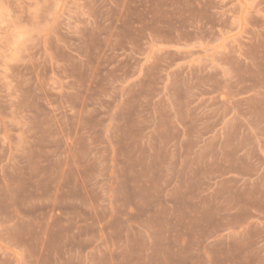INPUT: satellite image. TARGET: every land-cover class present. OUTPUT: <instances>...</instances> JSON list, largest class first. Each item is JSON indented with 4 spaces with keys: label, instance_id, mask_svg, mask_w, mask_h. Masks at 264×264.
<instances>
[{
    "label": "rangeland",
    "instance_id": "obj_1",
    "mask_svg": "<svg viewBox=\"0 0 264 264\" xmlns=\"http://www.w3.org/2000/svg\"><path fill=\"white\" fill-rule=\"evenodd\" d=\"M0 264H264V0H0Z\"/></svg>",
    "mask_w": 264,
    "mask_h": 264
}]
</instances>
